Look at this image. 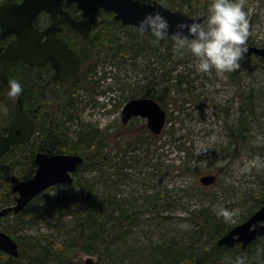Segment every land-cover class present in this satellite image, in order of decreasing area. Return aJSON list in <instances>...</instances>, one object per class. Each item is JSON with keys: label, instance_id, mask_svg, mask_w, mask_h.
<instances>
[{"label": "rangeland", "instance_id": "374dc122", "mask_svg": "<svg viewBox=\"0 0 264 264\" xmlns=\"http://www.w3.org/2000/svg\"><path fill=\"white\" fill-rule=\"evenodd\" d=\"M5 1L0 0V4ZM161 1L204 20L212 2L194 0L193 9L188 0ZM242 3L249 20L246 43L264 47V0H242ZM99 17L92 34L108 24L105 18L114 19L106 12ZM111 24L116 27L120 44L131 42L137 36L134 27H122L113 21ZM40 26L45 29L50 26L47 15L41 18ZM172 50L173 56L168 60L163 58L164 52L146 49L136 56L121 57L118 63H112L105 52L107 59L99 64L98 70L96 67L87 71L83 67L75 97L81 102L80 113L74 120L60 117L57 124L75 134L81 131L83 124L106 132L101 160L92 159L88 166L74 174V185L83 184L84 202L76 205L75 196L67 185L52 186L32 201L31 208L27 207L25 222L16 221L13 214L7 216V221L1 223L3 231L8 232V224H15L11 236H50L69 250L70 257L65 264H85L89 257L101 264L100 253L111 257L114 264H178L177 254L188 257L199 250L196 243L206 232L201 210H209L231 230L262 208L264 58L242 57L240 68L235 71L220 74L212 69L202 73L196 71L197 60L190 52L181 56L174 46ZM18 68L12 69V76L23 85L24 108L38 119L28 146L20 147L6 161L4 173L0 172V196L10 200L8 206L15 204L17 197L13 193L10 198L5 195L10 188V178H19L24 173L28 168L25 154L29 155L39 143L44 126L51 129L49 122L43 124L46 115L40 112V102L36 99L42 96L58 114L49 90L38 96L39 92L31 88L32 74H41L45 86L51 72L36 69L23 74ZM107 77L112 80L104 81ZM180 77L185 78L187 88L193 93L191 101L184 102L181 95L172 93L175 100L165 109L162 107L167 113V122L159 136L147 128L142 117L123 124L121 111L136 90L168 88ZM51 87L60 89L55 85ZM106 94L113 99L110 104L101 99ZM15 107L16 98L2 90L0 82V134L7 132L12 121L7 118L12 112L14 116ZM213 175L216 176L213 184L206 186L201 182L202 177ZM225 208L237 214L226 219L219 214ZM92 210L103 225L104 238L88 234L83 242L78 236L80 223ZM125 211L130 219L121 225L118 220ZM263 239L245 250L239 243L226 247L225 251L245 253L246 264H264ZM91 244L96 248L101 246L100 253L83 251ZM94 247L93 250H98ZM28 249L29 245L26 257ZM3 264H25V261L10 262L4 258Z\"/></svg>", "mask_w": 264, "mask_h": 264}, {"label": "water", "instance_id": "95a60500", "mask_svg": "<svg viewBox=\"0 0 264 264\" xmlns=\"http://www.w3.org/2000/svg\"><path fill=\"white\" fill-rule=\"evenodd\" d=\"M75 6L81 19H75L69 11ZM161 11L175 25L179 20L194 17L180 10H173L161 0H22L8 2L0 6V40L10 42L0 53V81L9 89L8 64L20 60L29 66L49 64L56 71V78L63 84L74 80L81 72L77 51L51 31L36 27L35 22L45 13L52 22V28L66 24L86 39L98 23L99 13L104 11L114 15V19L124 26L138 30V21L147 13ZM139 31V30H138ZM150 33V32H149ZM148 34V33H143ZM172 38L171 35L167 36ZM247 52L243 57L264 58V47H256L245 42ZM143 117L154 135H160L167 121V113L153 98H140L129 101L123 108L121 120L124 125L133 117ZM36 121L24 109L22 94L16 97L13 119L6 134L0 135V164L3 157L17 145L28 143L35 132ZM78 154H49L38 152L34 175L27 180L16 182L11 192L16 194V203L0 210V251L18 258L20 246L8 233L1 229V219L11 214H19L43 191L59 184L72 185L73 174L84 163ZM216 176H205L201 182L208 186L215 182ZM264 237V205L244 223L232 228L217 242L221 247H234L242 243L245 250L253 241ZM85 264H96L92 257Z\"/></svg>", "mask_w": 264, "mask_h": 264}, {"label": "trees", "instance_id": "16d2710c", "mask_svg": "<svg viewBox=\"0 0 264 264\" xmlns=\"http://www.w3.org/2000/svg\"><path fill=\"white\" fill-rule=\"evenodd\" d=\"M22 0H6L4 3L0 4L3 5L8 2H21ZM147 2H151V0H145ZM173 2V0H171ZM186 1V0H185ZM190 2V7L195 9L196 4L192 5V2L194 0H188ZM169 6V5H168ZM171 9L176 10L174 7L169 6ZM77 11V10H76ZM195 11V10H194ZM104 11H101L99 13L103 14ZM191 16H195V13H188ZM43 16H46L45 14H41L40 17L36 20L35 25L38 28H42L40 26L41 24V18ZM110 17H114L113 14H110ZM100 21V17L99 20ZM104 21H107L108 24L104 25L98 32L91 34L89 38L81 45H76L78 39L72 40L70 35L68 38L70 39V46L75 47L76 50L80 53V60L82 62L83 67L88 69L87 71L94 70L97 67H99V64L105 60L106 56L104 57V53L107 52V55L110 56V60L112 63H118L121 57L125 56H136L140 52L148 49V50H155L159 52H164L163 58L165 60L171 59L173 54L171 53L172 47L174 46V40L173 38L165 37L163 40L159 42V44L153 43V40L155 37L152 33L143 34L140 33L136 28H134L135 33L137 36L133 38L131 42H124L123 44H120V39L117 37L116 27L114 24L112 25L111 22L120 25H122L120 22L113 20H108L107 18L104 19ZM67 29L71 32V30L68 26H66ZM131 27V26H127ZM95 28V27H94ZM133 28V27H132ZM63 38V37H62ZM67 41V39H64ZM6 42V43H5ZM9 39L7 40H0V53L5 48V46L8 44ZM77 46V47H76ZM136 54V55H135ZM107 59V58H106ZM15 66H18L19 70H23V74H25V71H31L38 69L37 67L29 66L24 64L20 60H15L14 62H10L8 64L7 68V77L9 80L14 79L12 76L13 68ZM44 67V66H42ZM85 69V70H86ZM44 70V69H39ZM96 70V71H97ZM41 74H32V78H30L32 81L31 88L32 90H35L36 92H39L38 96L42 91L49 90L51 97H53V100L56 102V108L58 114L54 113L52 110L51 105L43 99L42 96L38 97L36 101H39V108L41 109V113H44L46 115L45 121L43 122L44 125H48L51 129H46L44 126V131H42L40 135V141L37 145L34 146V148L29 152V155L25 154L26 157V166L28 167L24 173L18 178V177H12L10 178V188L7 190L8 194H5L7 198H10L12 192H11V185H13L16 182H20L23 180L30 179L37 168V165L35 163V153L38 152H44L49 154H78L80 156H83L85 161L84 163L79 167L78 170L81 168L88 166L89 162L92 161V159H99L101 160L100 154L103 150V142L105 139L106 132L105 130H99L98 128H94L89 124H83L81 131L77 134L67 132L65 129H63L59 124H57L58 119L60 117L67 116L68 119L74 120L77 118L78 114L81 110V102H79L76 97V92L80 88V79L74 80L69 84H61L54 76L47 82V84L44 86V80L41 78ZM1 82V81H0ZM57 86L61 85L60 89L57 90L55 88H52L51 86ZM186 88H185V87ZM69 87V88H68ZM88 89V87H85ZM1 89L8 93V87L1 83ZM68 89V90H67ZM40 90V91H39ZM89 90V89H88ZM34 92V93H36ZM136 93L134 96L139 95L140 93H144L143 95H146V97L153 98L156 101L159 102V104L165 109L166 106L169 104L170 101H174L172 93L177 92L179 95H181L183 101H191V94H193L190 90V88H187V83L184 77L178 78L177 81L172 83L168 88L164 87L161 90H153L151 88H141L135 91ZM64 93V96L63 94ZM137 94V95H136ZM24 95V92H22V96ZM63 96V103H60V97ZM25 107V106H24ZM26 110V109H25ZM26 112L35 119V121L38 119L37 116L30 111ZM13 117V112L11 113V116L7 118V120L10 122ZM169 121V117H168ZM2 135V134H0ZM29 143V142H28ZM28 143L17 145L11 149L9 153H7L0 164V172L4 173V167L6 161L16 153V151L22 147V146H28ZM75 175L77 172L74 173ZM75 183V182H74ZM68 185L70 188L72 195L75 196L74 203L76 205H80L84 201L83 196V184L78 185L77 187L74 185ZM0 196V207L2 209L10 202L9 199L1 198ZM34 201V200H33ZM32 203V202H31ZM31 203L27 206L28 209L32 207ZM97 203V202H96ZM95 203V204H96ZM74 204V205H75ZM27 208H25L22 212L19 214H13L14 217H17V220H20V223L25 222L27 219L26 217ZM92 213V214H91ZM95 210H92L87 215L88 217L84 218L83 222H81V232L79 233V237L85 242L88 238L87 235L89 234L90 237L93 236H100L99 238L103 237V225L98 221L97 218L94 217ZM125 216V217H124ZM200 216L205 221L206 226V232L202 233L204 236L201 238L197 243L196 247L199 249L198 252L191 256H182V254L176 255V260L178 264H237L238 259L243 260V264H246L247 257H245V253L232 251L231 249H227L226 247H221L217 245V242L219 238L226 235L230 231V226L224 222L223 220L217 218L215 215H213L209 210H201ZM130 215H127L126 211L123 213V216L119 217V224L122 225L124 221H127ZM7 221L6 218L1 219V223H5ZM118 226V225H117ZM16 227L11 226L8 224V232L10 234V231L13 230ZM202 231V230H201ZM19 244L20 246V256L18 258H15L13 256H10L9 254L0 251V264L4 263V258L9 260L10 262H20L25 261V264H44L45 262L54 261L55 264H65L66 260L70 257L69 256V250L65 249L61 244L55 242L50 236L48 235H40V236H12ZM87 238V239H86ZM264 240V239H263ZM261 240H257L253 243H257ZM89 243V242H88ZM30 246V249H28L29 256L26 257L27 247ZM93 245L91 244L90 248H85L83 251L90 254H97L99 252V248H96L98 250H93ZM98 251V252H97ZM100 263L101 264H114V261H112L111 257L105 256V254L100 253Z\"/></svg>", "mask_w": 264, "mask_h": 264}, {"label": "clouds", "instance_id": "9594fccd", "mask_svg": "<svg viewBox=\"0 0 264 264\" xmlns=\"http://www.w3.org/2000/svg\"><path fill=\"white\" fill-rule=\"evenodd\" d=\"M137 28L140 33H152L155 44L171 35L178 55L190 52L196 58L197 72L215 69L222 74L235 71L247 52L244 45L249 36V20L242 0H212L205 20L187 17L174 26L161 11L154 10L138 21ZM8 84L10 97L22 94L23 85L19 80L11 79ZM219 214L230 219L237 212L225 208ZM237 264H243V260L238 259Z\"/></svg>", "mask_w": 264, "mask_h": 264}, {"label": "flooded vegetation", "instance_id": "af4514ba", "mask_svg": "<svg viewBox=\"0 0 264 264\" xmlns=\"http://www.w3.org/2000/svg\"><path fill=\"white\" fill-rule=\"evenodd\" d=\"M151 1H153V0H151ZM76 9V7L75 6H71L70 8H69V11H70V13L72 14V16L75 18V19H77V20H80L81 19V16H80V12ZM50 20V19H49ZM49 24H50V26L49 27H47L46 28V30H48V31H51L52 33H54V35H56V37H58V38H60V39H67V41L66 40H64V41H66L67 43H68V45L70 44V42H69V38H68V36L70 35V37H71V39L72 40H74V39H78V41H77V44L76 45H81L82 43H83V41H85V40H87L88 38H89V36L92 34H90L86 39H83V37H82V34H80V33H78V32H76L75 30H73L72 28H70L68 25H66V24H61L60 26H58V27H56V28H52V22H51V20L49 21ZM66 26H68L71 30H73V32H71V31H69L68 29H67V27ZM93 32V31H92ZM63 37V38H62ZM69 47L70 48H72V49H74L75 51H77V53L79 54V58H80V53L78 52V50H76L75 49V47H73V46H70L69 45ZM77 47V46H76ZM80 64H81V72H80V74L74 79V80H77V79H79L81 76H82V73H83V65H82V62H81V60H80ZM44 67H42V66H34V67H37L38 69H44L46 72H51V75H49V80H51V78L54 76L55 78H56V71L49 65V64H45V65H43ZM57 79V78H56ZM58 80V79H57ZM74 80H72V81H74ZM59 81V80H58ZM71 81V82H72ZM60 82V81H59ZM70 82V83H71ZM61 83V82H60ZM61 84H63V83H61ZM69 84V83H68ZM58 87H60L61 85H57ZM61 88V87H60ZM144 93H140L139 95H137V96H132L131 97V99L129 100V101H131V100H133V99H140V98H149V97H146V95H143ZM128 101V102H129ZM127 102V103H128ZM159 103V102H158ZM120 117H121V115H120ZM138 118H141L140 116L139 117H133L129 122H128V124H130V123H132L133 121H136ZM143 118V117H142ZM145 121H146V125H147V128H148V121H147V119H145V118H143ZM122 121V120H121ZM128 124H126V125H128ZM149 129V128H148ZM150 130V129H149ZM151 131V130H150ZM159 136V135H158ZM237 244H239V243H236V245ZM235 245V246H236ZM229 248V247H228Z\"/></svg>", "mask_w": 264, "mask_h": 264}, {"label": "bare ground", "instance_id": "6f19581e", "mask_svg": "<svg viewBox=\"0 0 264 264\" xmlns=\"http://www.w3.org/2000/svg\"><path fill=\"white\" fill-rule=\"evenodd\" d=\"M49 21H50V20H49ZM44 28H45V27H44ZM5 43H6V42H5ZM13 62H14V61H13ZM93 73H94V72H93ZM83 81H84V80H83ZM94 84H95V83H94ZM97 87H98V86H97ZM111 93H112V92H111ZM136 95H137V94H136ZM110 106H111V105H110ZM105 110H106V109H105ZM106 111H107V110H106ZM5 218H6V217H5ZM262 238H263V237H262ZM260 239H261V238H260ZM260 239H257V240H260ZM257 240H255V241H257ZM218 241H219V240H218ZM255 241H253V242H255ZM253 242H252V243H253ZM252 243H251V244H252Z\"/></svg>", "mask_w": 264, "mask_h": 264}, {"label": "built area", "instance_id": "2783aa9c", "mask_svg": "<svg viewBox=\"0 0 264 264\" xmlns=\"http://www.w3.org/2000/svg\"><path fill=\"white\" fill-rule=\"evenodd\" d=\"M109 79H111V80H112V78H109V77H108V80H109Z\"/></svg>", "mask_w": 264, "mask_h": 264}]
</instances>
